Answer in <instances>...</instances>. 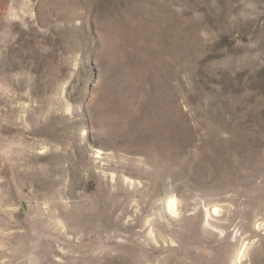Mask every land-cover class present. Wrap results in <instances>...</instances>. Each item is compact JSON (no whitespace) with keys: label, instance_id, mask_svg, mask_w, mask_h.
<instances>
[{"label":"rangeland","instance_id":"rangeland-1","mask_svg":"<svg viewBox=\"0 0 264 264\" xmlns=\"http://www.w3.org/2000/svg\"><path fill=\"white\" fill-rule=\"evenodd\" d=\"M0 264H264V0H0Z\"/></svg>","mask_w":264,"mask_h":264}]
</instances>
